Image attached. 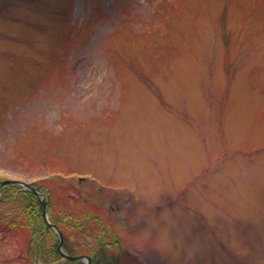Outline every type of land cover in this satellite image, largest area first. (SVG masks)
<instances>
[{
	"label": "rangeland",
	"instance_id": "374dc122",
	"mask_svg": "<svg viewBox=\"0 0 264 264\" xmlns=\"http://www.w3.org/2000/svg\"><path fill=\"white\" fill-rule=\"evenodd\" d=\"M49 176L90 212L68 249L99 213L122 264H264V0H0V180ZM8 212L0 264H34Z\"/></svg>",
	"mask_w": 264,
	"mask_h": 264
},
{
	"label": "trees",
	"instance_id": "16d2710c",
	"mask_svg": "<svg viewBox=\"0 0 264 264\" xmlns=\"http://www.w3.org/2000/svg\"><path fill=\"white\" fill-rule=\"evenodd\" d=\"M51 178L52 176H49L43 180L34 182L32 185L34 188L37 189L40 195H44L46 189H48L51 192V188L49 185L55 183V181H53V178L52 179ZM0 190H1V196H2L0 205L6 204L9 209L8 214L12 217V219L11 217H9V220H8L9 224L13 225L15 221L14 219L15 215L18 214V216H21L24 219L25 225L28 224L29 226L30 225L32 226L31 234L38 236L36 238L37 240L36 243H38V245L36 248L35 256H36V253L41 255L42 257L45 256L43 252H45L46 237L48 236V233H51L53 235V240H54V244L50 246L51 249L49 250V254H51L52 256H58V253L56 250L57 244H58L57 238L52 233V231L46 228L45 222L41 215L42 205L39 200V196L32 194L31 192H28V191H23L19 187L10 186V185H5ZM51 202L52 200L49 199V204L48 206H46L47 207L46 212L49 215L50 222L54 225H58L60 224V220H57L54 217L55 212L53 208H51L50 206ZM64 209H65L66 214L70 213V211L66 210V208ZM72 220H75V219L72 218ZM58 226H59L60 231L62 232L64 242H67V235L72 234L73 231L71 228H74L75 224L73 223V221L67 220V221H62L61 225H58ZM77 227H81V226L79 225ZM101 232L103 233V230ZM106 237H107V234L102 235L101 240H103V238H106ZM97 244L101 248V249L99 248V255L101 258H104L102 257L103 256L102 253H105V249H108L110 246L107 242H104V241L99 242ZM100 257L98 256L94 257L92 260V264H100L99 262L101 260ZM108 261L111 262V260H108ZM72 264H79V263L72 262Z\"/></svg>",
	"mask_w": 264,
	"mask_h": 264
},
{
	"label": "water",
	"instance_id": "95a60500",
	"mask_svg": "<svg viewBox=\"0 0 264 264\" xmlns=\"http://www.w3.org/2000/svg\"><path fill=\"white\" fill-rule=\"evenodd\" d=\"M6 184L19 185V186H22L24 189L31 191L32 193H36V191L32 187H30V185L24 184V183H21V182H18V181H13V180H5V181H3V182L0 183V186L6 185ZM46 224H47V227L56 230V232L60 236V233H59L58 229L55 226H51L48 222H46ZM60 245H61V242H60ZM62 255L65 256L64 254H62ZM69 259L78 260L79 258H69Z\"/></svg>",
	"mask_w": 264,
	"mask_h": 264
},
{
	"label": "clouds",
	"instance_id": "9594fccd",
	"mask_svg": "<svg viewBox=\"0 0 264 264\" xmlns=\"http://www.w3.org/2000/svg\"><path fill=\"white\" fill-rule=\"evenodd\" d=\"M144 238H146V237H144ZM141 239H142V238H137V240H139V241H140Z\"/></svg>",
	"mask_w": 264,
	"mask_h": 264
}]
</instances>
